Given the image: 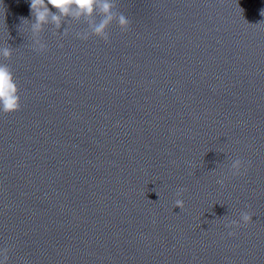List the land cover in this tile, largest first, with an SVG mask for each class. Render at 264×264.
I'll use <instances>...</instances> for the list:
<instances>
[{
	"label": "clouds",
	"instance_id": "clouds-1",
	"mask_svg": "<svg viewBox=\"0 0 264 264\" xmlns=\"http://www.w3.org/2000/svg\"><path fill=\"white\" fill-rule=\"evenodd\" d=\"M95 0H31L30 8L31 12H36V20L37 22H44L46 19V15L50 13V9L47 5H51L52 7L59 10L61 14H67L69 12L70 7L76 6L78 9L85 11L90 14L93 10V4ZM111 5L105 3L103 5V11L105 13L109 12ZM38 8H42V11L37 12ZM79 15V12H77ZM261 15H264V9L261 10ZM53 21L57 22V27H59V17L56 15H52ZM112 19L109 15L108 18L103 21L100 25L95 28V33L100 35L103 33L105 26ZM130 21L125 15H121L119 17V25L123 31H127L129 28ZM5 55H8V51H5ZM21 108L20 96H19V88L15 82V79L12 73L6 66H0V111L5 114H11L16 111H19ZM250 163V162H249ZM239 165V161L236 162V166ZM247 171V169L245 170ZM242 173H237V175H241ZM183 191V190H181ZM175 206L179 208L184 207V202L182 199H177L175 201ZM244 225H238L237 227H247L249 223H251V215L245 213L242 216ZM229 235H234V233L229 232Z\"/></svg>",
	"mask_w": 264,
	"mask_h": 264
}]
</instances>
